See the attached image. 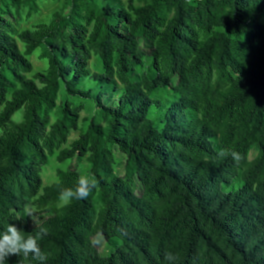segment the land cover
Segmentation results:
<instances>
[{
	"label": "trees",
	"instance_id": "16d2710c",
	"mask_svg": "<svg viewBox=\"0 0 264 264\" xmlns=\"http://www.w3.org/2000/svg\"><path fill=\"white\" fill-rule=\"evenodd\" d=\"M38 2L0 0V235L36 237L45 264H264V0H62L20 26ZM51 157L87 173L45 185ZM80 175L97 188L60 205Z\"/></svg>",
	"mask_w": 264,
	"mask_h": 264
},
{
	"label": "clouds",
	"instance_id": "9594fccd",
	"mask_svg": "<svg viewBox=\"0 0 264 264\" xmlns=\"http://www.w3.org/2000/svg\"><path fill=\"white\" fill-rule=\"evenodd\" d=\"M217 155L221 159L230 157L237 166L243 159L238 151L229 148L219 149ZM97 186L98 181L94 177L80 175L74 188H64L61 190L59 199L65 204L70 203L73 199H87ZM26 216L31 218L34 225L36 224V219L32 211L26 212ZM47 231V228L40 227L39 235L43 237L47 235ZM20 255L24 258L31 256L32 260L38 261L40 264H45L49 258V254L41 250L36 237L32 235L25 236L22 229L14 224L8 223L6 230L0 235V264H5L6 259L10 256ZM164 259L168 264H176L179 257L172 252H167Z\"/></svg>",
	"mask_w": 264,
	"mask_h": 264
},
{
	"label": "rangeland",
	"instance_id": "374dc122",
	"mask_svg": "<svg viewBox=\"0 0 264 264\" xmlns=\"http://www.w3.org/2000/svg\"><path fill=\"white\" fill-rule=\"evenodd\" d=\"M40 6V10L38 13L33 14L31 17H27L25 14L23 15V19L20 22V26L22 27H33L34 25L40 23V22H48L53 13H55L57 10H59L62 6V0L59 1H53V0H39L38 2ZM30 60L34 66L35 71H43L47 67V62L46 60L42 59L40 57V51H36L31 57ZM81 116L84 117L86 116V112H82ZM22 117L21 113H17L14 116V119L16 121H20ZM78 137L77 132H73L70 136V141L76 139ZM115 154L117 157V173L122 175L124 172V164H125V156L121 154L118 150H115ZM256 155V152L253 150L250 154V159H252ZM73 166L77 170H80L83 172V174H86V168L85 167V162L83 159H75L71 160L65 163H59L55 157H51L49 164L44 167L43 172H42V178L43 182L45 185H50L54 183L57 180L56 176V170L58 168L61 169H66L67 167ZM64 204L63 201H61L60 205ZM49 215L44 214V215H38L35 217L36 219V224L34 225L33 221L31 220V225L32 226H37L39 225L43 220H45ZM95 243L100 249V251L105 254L107 253V249L105 247V241L102 236H98L95 239Z\"/></svg>",
	"mask_w": 264,
	"mask_h": 264
}]
</instances>
